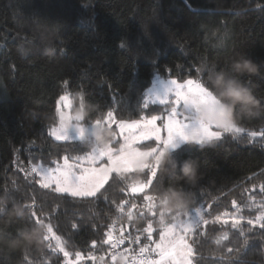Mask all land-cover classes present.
I'll list each match as a JSON object with an SVG mask.
<instances>
[{"label":"trees","instance_id":"16d2710c","mask_svg":"<svg viewBox=\"0 0 264 264\" xmlns=\"http://www.w3.org/2000/svg\"><path fill=\"white\" fill-rule=\"evenodd\" d=\"M56 22L59 30L51 38L55 56L50 57L44 54L43 29ZM21 45L29 54H20ZM239 54L261 65V75L242 79L264 100V0H0V196L31 206L36 217L53 228L43 254L17 249L0 255V264H69L67 259L76 253L82 255L78 264L100 259L111 264L110 250L101 243L109 230L113 237L140 235L143 244L142 230L151 222L152 238L158 239V203L156 215L143 205L145 196L169 184L195 193L179 221L199 207L205 219L221 217L196 229V264H264V229L257 220L264 214V114L242 118L240 132H222L218 140L185 142L172 149L176 161L198 159L201 178L195 186L158 165L155 178L144 169L110 181L111 187L106 185L95 198H78L41 187L39 175L30 170L33 165L55 167L65 155L83 156L93 150L88 138L64 142L51 135L59 122L61 96H70L71 113L79 92L96 105L84 124L112 111L111 128L120 140L117 122L166 115L170 105L146 99L155 75L202 83L205 62L227 68ZM149 179L152 184L144 192H132L133 183L139 187ZM125 200L137 206L124 205L131 219L116 208ZM236 208L244 217L240 228L231 226ZM29 222L37 221L32 215L11 223L0 217V228L15 234ZM166 223H173L172 218ZM225 234L227 239L217 244ZM56 236L68 257L56 250ZM125 248L137 245L126 241ZM115 264H128V259L117 257Z\"/></svg>","mask_w":264,"mask_h":264},{"label":"snow or ice","instance_id":"6c2138e0","mask_svg":"<svg viewBox=\"0 0 264 264\" xmlns=\"http://www.w3.org/2000/svg\"><path fill=\"white\" fill-rule=\"evenodd\" d=\"M88 23L91 25L92 21L89 20ZM171 84L172 88L170 92L173 93V98L171 101L169 99L163 101L170 106L165 109L166 116L159 118L161 126H157L158 117L155 115L143 123L140 121L131 124L121 122L118 134L121 139L117 140L114 138L107 148L95 149L83 156L71 157L65 155L63 162L58 163L55 167H33L32 171L36 172L40 177L39 183L41 187L45 189L51 188L55 192L67 194L71 197L95 198L98 193H101L102 189H105L106 185L111 187L110 181L115 182L117 179L126 178L130 173L148 169L151 177L155 178L157 176L158 164L154 163V161L159 158V155L165 148L175 149L179 147L178 142L180 141L195 142L203 145L207 142L218 140L221 136V131H213L214 126L190 119L185 112L186 105L193 98L198 97L201 102H207L214 99V97L198 81L189 79L184 84H178L175 80H171ZM60 99L64 101L66 97L62 96ZM71 118L72 115L65 117L61 113L59 125L51 130V135L57 141L66 142L68 140L65 134L68 127L65 126L64 122ZM101 123L111 127L115 123L113 112L108 111L106 118L102 120L97 119L93 122L94 126ZM78 127H80V135L83 137L84 128L79 125ZM241 130V128L234 126L232 129L223 132H240ZM149 140L153 141L155 146H148V151H143L137 146L141 142ZM144 157H150L151 160L142 163L141 158ZM151 184V179L139 187L133 183L131 190L133 193L144 192ZM260 190L264 192V185H261ZM155 201L154 196H145L143 209H146L152 215H156L157 213L154 211L156 208ZM125 204H128L126 200L116 204V208L131 219V211L129 210L127 213L124 211ZM233 205H235V201H233ZM136 207L134 203L128 204L129 209ZM143 209L140 212L141 216L144 214ZM239 212L240 209L236 208V212L232 214L233 220L231 226L233 228H240L241 222L244 220L243 216L237 215ZM32 216L37 222H40L34 211L32 212ZM196 217L195 220L190 218L187 223L179 221L178 217L172 218L173 223L165 222L161 224L159 222L160 231L158 239L152 238L154 229L152 223L149 222L147 227L142 230L146 234L143 244L140 242V235L133 237L129 233L127 237L118 235L113 238L111 230L108 231L101 243L106 244L110 250L108 255L111 264H115L117 257L120 255H124L128 259V264H196L197 252L194 248L196 241L192 240L196 229L201 228L202 230L204 225L221 221L219 215L215 216L211 221L205 219L200 210H197ZM257 220L259 227L264 229V214L258 217ZM223 223H227V221L225 220ZM247 223L253 225L254 222L252 219H248ZM240 230L241 234H243V229L241 228ZM119 231L123 232L124 229L121 228ZM48 233L47 239H50L53 234L51 224H48ZM55 239L58 245L56 250L62 252L65 257H68L69 253L64 251L63 247H59L61 238L56 236ZM225 239H227L226 234L217 238L216 243L219 244L221 240ZM190 240L191 242H189ZM126 241L137 245V248H125L121 252V246ZM92 246L95 247L94 242ZM49 247H51V244ZM227 251L230 253L232 249L229 248ZM89 258L95 259L94 256H90ZM76 259H80V253H76Z\"/></svg>","mask_w":264,"mask_h":264},{"label":"clouds","instance_id":"9594fccd","mask_svg":"<svg viewBox=\"0 0 264 264\" xmlns=\"http://www.w3.org/2000/svg\"><path fill=\"white\" fill-rule=\"evenodd\" d=\"M58 24L59 22H56L51 28L43 29L44 39L47 42L44 54L50 57L55 56L51 38L57 34ZM18 51L21 55H27L30 49L21 45ZM202 72L206 73L202 85L214 99L207 102H201L198 97L190 100L185 107L190 119L228 131L237 126L244 117L252 118L264 114V100L258 97L254 89L242 79L261 75V65L246 54H239L231 59L227 68H218L215 64L210 65L205 62L202 65ZM75 97L76 107L72 118L65 120L66 127L72 126L73 121H85L90 112L96 109V105L88 101L84 93H76ZM115 136L116 133L111 127L103 123L95 125L88 138L90 147L93 150L107 148ZM154 163L160 165L162 170L175 172L178 180L192 186H195L201 178L197 158L176 161L170 148L163 149ZM194 195L195 193L184 190L179 184H169L162 192L154 193L159 208V222L165 223L169 218L186 213L193 203ZM31 215V207L26 203L18 200L9 201L8 197L0 196V217L6 218V222L22 221ZM48 235V224L43 219L40 222H29L20 226L15 234L7 233L0 228V255H7L17 249L43 254L47 247Z\"/></svg>","mask_w":264,"mask_h":264},{"label":"rangeland","instance_id":"374dc122","mask_svg":"<svg viewBox=\"0 0 264 264\" xmlns=\"http://www.w3.org/2000/svg\"><path fill=\"white\" fill-rule=\"evenodd\" d=\"M171 80H175L178 84H184L189 79L179 80V79L174 78V77L165 78V77H161V76L155 75L153 77V80H152L149 88L146 91V99L149 100V101L159 102V103L160 102L163 103V101L168 100V99H169V101H171L172 98H173L172 97L173 93L170 92V89L172 88ZM191 80L197 81L195 79H191ZM63 97H66V99L64 101H61V99L59 98L58 103H57L59 122H60L61 113H63L65 117H67L69 115H73V113H71V110H70V108H71L70 107L71 106V98H70V96L65 94V95H63ZM156 116L158 117L157 126L159 127V126H161V122L159 120V118H161V116H158V115H156ZM165 116H163V117H165ZM151 117L139 118V119L129 120V121H120V122H117V125L119 127V124L121 122H123L125 124H131L133 122L140 121L141 123H143L146 120H150ZM59 122L57 124H55L52 128L57 127L59 125ZM78 125L82 126L84 128L83 137H81V135H80V127H78ZM52 128H51V130H52ZM93 128H94V124L93 123L92 124H84V123H81V122L73 121L72 126H70V127H68L66 129L65 134L67 135L68 139L89 138L91 136ZM213 131H221V136H222V132H223L222 130L214 128ZM119 132H120V129H119ZM162 135H163V132H162ZM178 143H179V146H180L181 144H183L185 142L180 141ZM140 149L143 150V151H148V148H140ZM149 159H150V157L141 158V162L142 163L143 162H148ZM33 167H37V168H39V167L51 168V167H46V166H42V165H33V166H30V170L31 171H32ZM197 210H200L202 212V209L199 207L198 209L193 210L191 212V214L185 220H183L181 222L187 223L190 218H193V220H195L197 218L196 217ZM81 259H82V255H80V259H78V260L76 259V257L75 258H71V259L68 258L67 262L69 264H78ZM96 264H110V263H107L106 261L100 259Z\"/></svg>","mask_w":264,"mask_h":264},{"label":"built area","instance_id":"2783aa9c","mask_svg":"<svg viewBox=\"0 0 264 264\" xmlns=\"http://www.w3.org/2000/svg\"><path fill=\"white\" fill-rule=\"evenodd\" d=\"M115 237H116V236H115ZM115 237H113V238H115ZM120 251L123 252L122 246H121ZM118 257H124V255H120V256H118Z\"/></svg>","mask_w":264,"mask_h":264}]
</instances>
